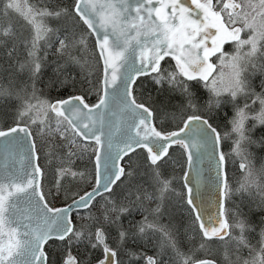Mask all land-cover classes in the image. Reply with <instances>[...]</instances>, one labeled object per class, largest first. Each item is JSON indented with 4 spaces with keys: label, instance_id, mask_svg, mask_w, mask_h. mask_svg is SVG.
I'll return each instance as SVG.
<instances>
[{
    "label": "snow or ice",
    "instance_id": "obj_1",
    "mask_svg": "<svg viewBox=\"0 0 264 264\" xmlns=\"http://www.w3.org/2000/svg\"><path fill=\"white\" fill-rule=\"evenodd\" d=\"M0 264H264V0H0Z\"/></svg>",
    "mask_w": 264,
    "mask_h": 264
}]
</instances>
